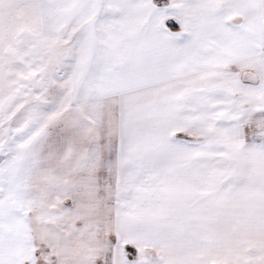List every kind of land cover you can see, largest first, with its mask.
Returning a JSON list of instances; mask_svg holds the SVG:
<instances>
[{
	"label": "snow or ice",
	"instance_id": "snow-or-ice-1",
	"mask_svg": "<svg viewBox=\"0 0 264 264\" xmlns=\"http://www.w3.org/2000/svg\"><path fill=\"white\" fill-rule=\"evenodd\" d=\"M0 264H264V0H0Z\"/></svg>",
	"mask_w": 264,
	"mask_h": 264
}]
</instances>
